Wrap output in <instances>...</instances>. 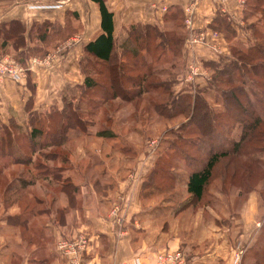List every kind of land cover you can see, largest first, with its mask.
I'll list each match as a JSON object with an SVG mask.
<instances>
[{
  "label": "crops",
  "instance_id": "obj_1",
  "mask_svg": "<svg viewBox=\"0 0 264 264\" xmlns=\"http://www.w3.org/2000/svg\"><path fill=\"white\" fill-rule=\"evenodd\" d=\"M191 1H194V11L190 29L205 31L206 35L217 32L216 42L220 48V53L213 54L205 47H193L188 51L193 55L191 61L218 63L219 58L230 55L219 24L225 19L231 28H236L247 21L243 11L245 0H105L107 8L113 12L115 48L119 49L123 43L120 34L127 35L131 26L160 27L171 9L178 8L183 14ZM13 22L24 28V47L15 50L11 42H6L3 49L0 46V55L12 58L13 54L25 50L36 58L57 51L63 54L50 67L33 66L17 82L0 78V125L4 126L24 123L27 104L31 112H43L52 107L61 109L63 92L84 82L80 59L88 55L85 46L101 34L100 12L91 0H0V27ZM56 29L65 32V37L53 38ZM76 36L77 42L74 41ZM119 51L118 58L125 56L127 61L131 60L128 52ZM190 59L188 57L189 62ZM201 76H196L195 86L201 87ZM181 82L174 90L179 94L184 90ZM131 105L127 106L134 109ZM121 111L110 115L108 125L103 127L115 133L114 140L96 138V131L68 132L63 148L69 153L68 170L71 175L78 173V178L71 176L73 185L66 186V192L57 185H37L41 187L37 197L49 200L54 211L25 214L18 212L16 204L5 209L0 202L3 210L0 213V264H69L57 251V242L72 240L80 234H89L92 241L90 254L84 256L82 264H155L158 253L176 250L185 253L188 264L225 263L219 261L225 258L222 248H212L215 242L222 247L225 241L216 240L213 233L196 235L193 223L198 221L191 220L192 208L179 209L189 197L186 185H171L160 193L153 188L143 190L141 182L135 183L136 180H125L126 174L137 171L138 164L142 163L141 155L146 154L145 148L137 151L136 142L141 140V135L136 139L137 130L126 131L127 119L122 118ZM154 160V156L151 161L146 159V169L150 167L145 173L152 168ZM86 171L100 177L96 181L82 180ZM70 192L74 203H69L67 194ZM114 204L119 207L120 227L109 217ZM56 209L62 213H57ZM195 216L202 219V214Z\"/></svg>",
  "mask_w": 264,
  "mask_h": 264
},
{
  "label": "rangeland",
  "instance_id": "obj_2",
  "mask_svg": "<svg viewBox=\"0 0 264 264\" xmlns=\"http://www.w3.org/2000/svg\"><path fill=\"white\" fill-rule=\"evenodd\" d=\"M191 3H194V1H191ZM247 9L245 11L246 14L250 13V10ZM251 10L253 11L252 16L250 15L251 19L243 21V23L238 24L236 28H231L233 32H235V38L240 41L243 49L246 48V45H250L254 41L253 24L260 23L262 26L264 25V23H262L264 20L261 17L262 15H260L261 10L263 11L264 8L257 6V8H251ZM184 14V12L182 14V11L178 13L175 10H171L167 15L168 19L165 18L164 24L158 27L159 29L183 38V45L181 43L178 48H175L179 50L178 57H175L169 52L165 53L159 60V63L154 66L157 80L170 83V92L172 91L171 99L177 96L176 102L178 103H182L181 100L183 96H179V93L174 90L175 86L180 81H182L181 83L184 86V90L181 91V94L187 93L193 96L199 93L197 91L201 89H209V84H211L213 80L212 70L209 67H205L202 61L200 63V60L197 59L198 64L196 63V65L198 66V71L202 74L201 81H203V85L201 84V87L195 86V79L197 77H195L194 81L188 84L185 83L184 77L189 62L188 57L191 58V61L193 55L191 51L188 52L192 48H187L184 44V40L189 34L184 22ZM222 32L226 35V32ZM119 37V39H121L120 41H123L126 38V34L122 32ZM231 43L232 41H227L228 47ZM223 57L224 56L217 61V66L221 67L220 69H223L222 66L225 63V61L222 60L224 59L228 62L231 54L227 56L228 58L226 57L227 59ZM12 58H15V55ZM174 64L175 67L173 68L172 66ZM98 70L103 71L106 75L105 68L96 65L93 66V71L98 72ZM124 71L128 74L130 70L127 68ZM130 73L131 75H136V69ZM92 76L94 80L100 83L103 82L104 74L100 77L93 73ZM220 88H223V86ZM210 89H213V87L210 86ZM160 93V91L158 94L152 92L150 95L144 97L145 100L142 101L136 100L133 103H124L120 100H116L114 104H119L121 106V109H119L122 110V118L126 117L125 119H127V124L125 125L126 131L129 132L131 128H136V139H140L141 135V140L136 142L137 151H142V146H145L146 155H144V153L141 155L143 158L141 159L142 163L138 164L136 172L131 171L130 174H126L125 180H131L130 182L136 180L135 183L140 184L141 182L142 185H156L155 188L162 193L167 191L171 185H185L189 171H191V169H202L209 154L220 151L221 149H227L232 141H238L240 135L243 133L240 120L242 122L245 121V115L247 121H250L251 118L248 117L247 114H244V116L237 113H232V115H221L217 119L218 121L213 123L216 131H219L220 136L217 135V137L215 136L212 139L204 136L203 133L201 135H195L192 134V132L188 134L185 133L187 128L178 130L182 123L187 122L184 116L178 117L175 120H167L165 117L155 112L153 107L154 104H161L168 100L165 93ZM94 94L97 95L96 92ZM73 96L77 97L79 94L75 92L71 95H67V101L73 98ZM207 96L206 101L209 106L219 113L222 110L223 97L217 92H211ZM257 96L264 99V96L260 92L257 93ZM251 99L252 105L254 104L258 113L263 116L264 102L262 103L256 96ZM129 104H132L131 106L134 107V109H130L131 107L127 106ZM244 105L246 106V104ZM113 107L116 106H110V110L108 107L96 109L95 116L86 114L82 116L88 122L95 123L91 129L92 131H96L104 127V125H108V123H106V115H110V113L107 114V112H112ZM125 107L128 108L124 109ZM90 108L84 106V109L87 111ZM146 109L147 111H145ZM37 120H40V122L45 120L46 123L44 115L40 117L37 116ZM37 125L39 124L37 123ZM109 125H111L110 122ZM222 128H227L228 131L224 133ZM28 129L29 125L23 123L21 128L22 134L16 136L18 140H15V147L12 150L13 157L15 155L27 157L30 161V165L19 167L9 165L5 170L2 169L1 163L6 162L9 164L12 156H10L11 159L6 158L5 160L0 156V169L2 170L0 193L3 190V186L6 185L10 179H13L16 175H20L19 177H23L26 181L20 184L23 185L28 183V186L17 188L13 196L16 197L18 195L16 200V206L19 208L18 212L36 214L48 207H50V211H54L55 207L53 204H50L49 200L45 201L43 204H38L37 200H35L37 195H40L39 188H41L37 187V185H63V183H67L66 179H69V177L71 178L72 176V179H75L78 178L79 175L78 173H76V175H71V172L67 169L71 166L70 162L61 164L57 161L54 165L52 164V166L51 163L42 158L46 153L50 154L54 152L67 155L62 148H45L43 152L36 154L32 153L33 147L28 138V134H26L28 133ZM12 131L15 132V129H12ZM44 131L48 133L47 130L44 129ZM258 131H260V134L249 133L248 136L244 138V143L241 144L240 149L236 153H231L230 156L222 158L219 161L213 169L212 177L202 199L190 206L192 208L190 212L193 215L191 219L192 222L198 221L193 223V232L198 236H210L213 233L216 236V240L218 238L221 241H225L222 247L217 245L216 242L212 245V248L216 250H218L219 247L220 249L222 248L221 253H224L225 258H220L219 261L225 262L224 264H233L236 256L239 258L237 264H264V127L262 126ZM178 135L189 139L187 140L190 141L188 145L187 143H182L177 140L176 136ZM175 150H177V154ZM3 151L1 147L0 154ZM152 156L155 157V160L151 169L155 168L157 174L152 179H149L148 176L151 169L145 173L150 167L148 166L146 169V159L151 161ZM187 164H189L190 168L187 167ZM59 166L62 168L59 169ZM57 167L59 168L56 169ZM83 174L82 180L91 179L92 181H96L100 177V175L97 174L96 176L94 172L92 173L89 171ZM141 177L142 179L140 180ZM55 178L59 180V182H56ZM18 187H20V185ZM188 200L189 202L191 201L187 197L186 202H188ZM13 201H9V203ZM11 204L5 206L8 207ZM5 209L7 208L5 207ZM1 212H3V210L0 207V213ZM196 214H202V219L200 220V218H197L195 216ZM197 248H200V245ZM207 252H209L208 249Z\"/></svg>",
  "mask_w": 264,
  "mask_h": 264
},
{
  "label": "trees",
  "instance_id": "obj_3",
  "mask_svg": "<svg viewBox=\"0 0 264 264\" xmlns=\"http://www.w3.org/2000/svg\"><path fill=\"white\" fill-rule=\"evenodd\" d=\"M91 1L97 5L100 12L101 34L85 46L84 50L88 55L80 59V69L85 76L84 82L81 86L67 88L63 92L61 109L52 107L43 112H31L28 109L27 104V117L24 123L29 125L28 133L26 134H28V138L33 147L32 153L36 154L43 152L45 148H62L67 155L54 152L50 154L46 153V155L42 156V158L51 163V165H54L57 161L61 164H66L68 162L69 153L63 147L65 146L68 132L70 130H80L85 134L94 132L91 128L95 125V123L88 122L82 116L83 114L95 116L96 109L108 107L110 110L109 107H112L113 105L116 107H113L112 112H107V114L110 113V115H113L114 112L120 110L119 108L121 107L119 104H114L116 100H120L124 103H133L136 100H145L144 97L150 95L152 92L158 94L160 91V94L165 93L168 97V100L162 102L161 104L156 103L153 105L155 112L160 116L165 117L167 120H175L178 117L184 116L187 122L182 123L178 130L187 128L185 133L188 134L192 132V134L201 135L203 133L204 136L212 139L215 136L217 137V135L220 136L219 131H216L213 123L218 121L217 119L221 115H232V113H237L244 116V114H247L251 120L247 121L246 115L245 121L242 122L240 120L243 133L240 135L238 141H232L227 149H221L220 151H215L209 154L202 169H191V171H189L185 185L189 196L188 199L191 201H185L180 205L179 209L182 210L186 207H190L202 199L206 187L212 177L213 169L219 161L222 158L230 156L231 153H236L240 149L241 144L244 143V138H246L249 133L260 134L258 129L262 126L264 127V115L261 116L258 113L257 108L254 104L252 105L251 99L256 96L258 97V100L260 99L262 103L264 102V99L257 96L258 92L264 96V27L260 23L253 24L254 41L243 49L240 41L235 38V32H233L225 19H222V24H219V29L226 32V35L224 33L226 41H232L229 46L231 54L230 59L228 62L224 63L222 66L223 69H220L221 67H218L217 63L214 62L203 63L205 67H209L213 72V80L211 81V84H209L213 87V89H210L209 86V89H201L197 91L199 93H196L193 96L187 93L179 94V96H183V98L181 100L182 103H178L176 102L177 96H174V99H171L172 91L170 92V83L157 80V74L154 72V66L159 63V60L165 55V53L169 52L175 57H178L179 50L177 49V51L175 48H178L181 43L183 45V38L150 25L131 26L128 29L123 43L119 45L120 50L128 52L131 55V60L127 61L125 56L120 59L118 58L120 51L118 48H115L113 38V12L107 8L105 0ZM245 1V9L243 10L246 17L245 19H251L253 13L251 8H257V6L264 8V0ZM247 8L250 10V13L248 14L245 13ZM171 10H175L178 13L181 12L178 8ZM260 15H262L261 17L264 20V10H261ZM166 18L168 19V17ZM23 32L24 28L18 23L13 22L1 26V48H4V43L6 42H11L13 44V49L15 48V50L17 47L23 46ZM52 35L53 38L57 37L60 39V37H65V32L56 29L53 31ZM38 50L40 49L37 48V51ZM14 55V59L23 66L26 65L28 60L35 57L27 50H25V52L22 51L18 54H13V56ZM40 56H43V54ZM1 57H4V55H0V58ZM95 65L105 68L106 75L101 70H98V72L93 71V66ZM172 67L174 68L175 64ZM127 68L130 70L128 74L124 71ZM135 69L136 75H131L130 72H133ZM93 73L94 75L100 77L104 74L103 82L100 83L99 81L94 80V77L92 76ZM221 86H223V88H220ZM75 92L78 93L79 96H73V98L67 101V95H71ZM95 92L97 95L94 94ZM211 92H217L223 97L222 110L219 113H217L215 109H212L206 101V98L208 97L207 95ZM244 104H246L247 107ZM84 106L92 108L87 111L84 109ZM145 111H147V109ZM41 115H44L46 123L45 120L42 122L37 120V116L40 117ZM110 115H106V123L110 120ZM37 123L39 125H37ZM22 125L23 123L18 124L16 122H13L9 126L0 125V149L2 147L4 150L0 156L3 157L4 160L12 156L9 164L6 162L1 163L2 169L6 170V167L9 165L17 167L30 165V161L27 157H19L17 155L13 157L12 149L15 147V140H18V137L16 136H20L22 134ZM12 129H15V132L12 131ZM44 129L47 130L48 133H46ZM130 130L135 131L136 128H131ZM222 130L224 133L228 131L227 128H222ZM94 137L107 140H114L117 138L113 131L103 127L96 130ZM176 138L182 143H187V145L190 142L187 141L189 139L184 136L181 137L178 135ZM143 148H145L144 145L141 149ZM176 151L177 150H175V152ZM187 165V167L190 168L189 164ZM61 168L62 167L59 169ZM150 171L151 172L148 177L149 179H152L157 172L155 168ZM19 176L20 175H16L3 186V190L0 193V202L3 207L11 203L16 204L18 195L13 197L17 191L16 189L28 186V183L23 185L20 184L21 182L24 183L26 181L23 177ZM1 177L2 170L0 169V178ZM66 180L67 183L57 185V188H61L63 192H66L64 191L66 186L71 187V185H73V181L70 177ZM55 181L59 182L56 178ZM17 185H20V187ZM155 186L156 185L144 184L143 190L146 188V191L151 188L157 190ZM146 193L147 192H145V195ZM67 196L69 198V203H74L72 193L70 192ZM35 200H37L38 204H43L45 202L39 197L35 198ZM9 201L13 202L9 203ZM45 212H50V207L42 209L38 213ZM56 212L62 213V210L56 209ZM87 235L91 238L89 234ZM86 254L89 255L90 252L82 255L81 264ZM183 254L185 255V253ZM185 258L186 264H188L186 255Z\"/></svg>",
  "mask_w": 264,
  "mask_h": 264
},
{
  "label": "built area",
  "instance_id": "obj_4",
  "mask_svg": "<svg viewBox=\"0 0 264 264\" xmlns=\"http://www.w3.org/2000/svg\"><path fill=\"white\" fill-rule=\"evenodd\" d=\"M30 1H39V0H30ZM194 11V3H191L184 10V22L189 29V34L186 36L184 40V44L187 48H193L196 46H202L207 48L213 54L220 53L219 45L216 40L218 38V33L215 31H211L209 35H206L205 31H192V14ZM79 40L78 36L74 38V41L77 42ZM63 52L57 51L54 53H49L41 58H31L26 62V65H21L18 61L8 56L0 58V78L8 79L11 81H19L26 76L28 70H31L34 66H44L50 67L56 61H59ZM28 63V64H27ZM189 65V66H188ZM187 65V71L185 73V83H190L194 81L195 77L201 74L198 71V66L196 63L190 61ZM201 68V67H200ZM154 144V143H152ZM119 207L117 204H114L109 212V217L112 219L114 225L116 227L121 226V218L118 216ZM57 251L61 256L67 259L69 264H81V257L84 253H88L91 248V239L87 234H80L78 237L72 240H59L57 242ZM238 256H236L234 263L237 264ZM155 264H186L185 255L180 251H165L162 253H158L156 255Z\"/></svg>",
  "mask_w": 264,
  "mask_h": 264
}]
</instances>
